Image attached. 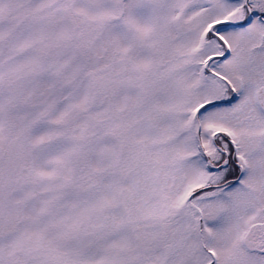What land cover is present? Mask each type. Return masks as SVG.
<instances>
[{"label": "snow or ice", "instance_id": "6c2138e0", "mask_svg": "<svg viewBox=\"0 0 264 264\" xmlns=\"http://www.w3.org/2000/svg\"><path fill=\"white\" fill-rule=\"evenodd\" d=\"M0 264H264V0H0Z\"/></svg>", "mask_w": 264, "mask_h": 264}]
</instances>
